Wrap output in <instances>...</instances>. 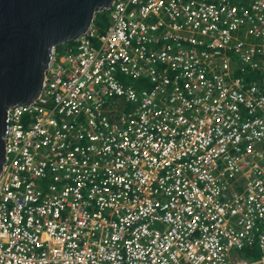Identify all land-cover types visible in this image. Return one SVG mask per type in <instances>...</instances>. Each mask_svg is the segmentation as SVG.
Listing matches in <instances>:
<instances>
[{"label":"built area","instance_id":"obj_1","mask_svg":"<svg viewBox=\"0 0 264 264\" xmlns=\"http://www.w3.org/2000/svg\"><path fill=\"white\" fill-rule=\"evenodd\" d=\"M102 11L9 108L0 264H264V0Z\"/></svg>","mask_w":264,"mask_h":264},{"label":"water","instance_id":"obj_2","mask_svg":"<svg viewBox=\"0 0 264 264\" xmlns=\"http://www.w3.org/2000/svg\"><path fill=\"white\" fill-rule=\"evenodd\" d=\"M112 0H0V172L8 111L39 94L53 49L84 34Z\"/></svg>","mask_w":264,"mask_h":264},{"label":"trees","instance_id":"obj_3","mask_svg":"<svg viewBox=\"0 0 264 264\" xmlns=\"http://www.w3.org/2000/svg\"><path fill=\"white\" fill-rule=\"evenodd\" d=\"M107 23H108L107 22V16H106V13L104 11H100V12H98V13L95 14L94 19H93V24L95 26H97V30L98 31L103 30L106 27ZM69 43H65V44H69ZM238 74L240 75L242 73H238ZM253 74H254V72H252V71H247V72L243 73L244 79L247 80ZM259 78L260 77H258L257 79H259ZM257 84L260 85V86H262V87L264 86L263 85L264 83H261V82L260 83H257Z\"/></svg>","mask_w":264,"mask_h":264}]
</instances>
